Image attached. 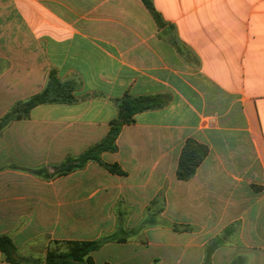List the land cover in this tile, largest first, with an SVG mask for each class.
<instances>
[{
	"label": "crops",
	"instance_id": "obj_1",
	"mask_svg": "<svg viewBox=\"0 0 264 264\" xmlns=\"http://www.w3.org/2000/svg\"><path fill=\"white\" fill-rule=\"evenodd\" d=\"M152 1L163 28L141 0H0V120L53 69L77 99L0 130V235L20 264L67 241H102L94 264H264V0ZM125 94L169 99L100 155L125 175L73 167ZM190 138L209 154L181 181Z\"/></svg>",
	"mask_w": 264,
	"mask_h": 264
},
{
	"label": "trees",
	"instance_id": "obj_2",
	"mask_svg": "<svg viewBox=\"0 0 264 264\" xmlns=\"http://www.w3.org/2000/svg\"><path fill=\"white\" fill-rule=\"evenodd\" d=\"M141 1L150 12L158 27H165L166 23L161 13L156 10L153 1ZM73 91V84L61 82L57 75V71L54 69L51 70L45 89L32 96L26 102L16 104L11 111L0 120V130L11 121L28 118L30 111L39 105L75 103L77 99L73 95ZM115 102L118 107V116L110 122L108 134L103 140L88 148L80 156L79 163L75 164L73 167H82V165L88 161H95L110 173L124 176L125 172L119 165L103 163L100 155L104 152L117 151L116 141L123 127L125 125L134 124L137 114L145 111L162 109L168 104L169 99L164 95L132 97L125 94ZM208 154L209 148L206 145L193 138L188 139L180 153L176 170L177 179L181 181L190 180ZM65 243L67 245V252L56 254L55 251H49L43 264H94L90 253L98 250L103 244L102 241H67ZM0 251L4 255L7 263L20 264V261L16 258V249L7 236L0 235Z\"/></svg>",
	"mask_w": 264,
	"mask_h": 264
},
{
	"label": "rangeland",
	"instance_id": "obj_3",
	"mask_svg": "<svg viewBox=\"0 0 264 264\" xmlns=\"http://www.w3.org/2000/svg\"><path fill=\"white\" fill-rule=\"evenodd\" d=\"M168 38H170V40H173V41L175 40V41H177L178 44H179V46H181L182 49L186 50V48H185L181 43H179V41L177 40V38H174V37H173V33H172V32L169 33ZM73 163H74L73 160H71V161L69 162V165H72ZM56 246H57V250L55 251L56 254H62V253L67 252V245H66V243H57ZM16 258H17L19 261H21V262H23V261H28V260L30 261V259L23 258V257L17 256V255H16ZM31 261H32V260H31ZM33 263H34V262H33Z\"/></svg>",
	"mask_w": 264,
	"mask_h": 264
}]
</instances>
